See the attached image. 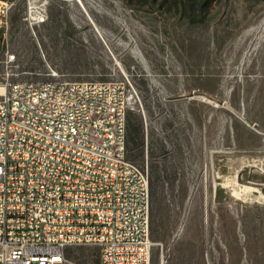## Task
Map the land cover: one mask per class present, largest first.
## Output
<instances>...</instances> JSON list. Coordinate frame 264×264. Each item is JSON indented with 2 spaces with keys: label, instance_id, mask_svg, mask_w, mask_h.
Here are the masks:
<instances>
[{
  "label": "rangeland",
  "instance_id": "1",
  "mask_svg": "<svg viewBox=\"0 0 264 264\" xmlns=\"http://www.w3.org/2000/svg\"><path fill=\"white\" fill-rule=\"evenodd\" d=\"M79 1L0 0V86L126 81L145 143L128 158L165 186L151 264H264V0ZM65 255L100 264L95 246Z\"/></svg>",
  "mask_w": 264,
  "mask_h": 264
},
{
  "label": "built area",
  "instance_id": "2",
  "mask_svg": "<svg viewBox=\"0 0 264 264\" xmlns=\"http://www.w3.org/2000/svg\"><path fill=\"white\" fill-rule=\"evenodd\" d=\"M30 6L42 23L45 7ZM131 100L124 80L6 83L0 264H78L65 255L75 246L97 247L100 264H151L150 180L128 158Z\"/></svg>",
  "mask_w": 264,
  "mask_h": 264
},
{
  "label": "trees",
  "instance_id": "3",
  "mask_svg": "<svg viewBox=\"0 0 264 264\" xmlns=\"http://www.w3.org/2000/svg\"><path fill=\"white\" fill-rule=\"evenodd\" d=\"M179 1L181 4H183V2H185L186 0H179ZM188 1L190 2L191 0ZM209 1L210 0H204L203 5L207 4ZM129 143L138 146L141 154H143V152L145 151L143 129L141 126H137L136 124L131 123V121L130 123L128 122V126H127V146L129 145ZM163 188L165 190V186L162 184L160 174L154 169V171H152V176L150 178V194L154 199H156L159 190ZM163 196L166 197L164 191H163Z\"/></svg>",
  "mask_w": 264,
  "mask_h": 264
},
{
  "label": "bare ground",
  "instance_id": "4",
  "mask_svg": "<svg viewBox=\"0 0 264 264\" xmlns=\"http://www.w3.org/2000/svg\"><path fill=\"white\" fill-rule=\"evenodd\" d=\"M78 2L80 4L81 8H83V10L85 11L86 10L85 6L82 5V3L79 0H78ZM7 10H8V7H7ZM26 85H36V82H26ZM4 91H5V87L4 86H2V87L0 86V95H2L4 93Z\"/></svg>",
  "mask_w": 264,
  "mask_h": 264
}]
</instances>
